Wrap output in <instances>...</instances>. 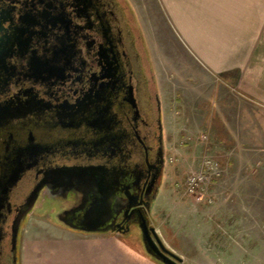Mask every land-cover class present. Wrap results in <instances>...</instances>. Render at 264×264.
<instances>
[{
    "label": "flooded vegetation",
    "instance_id": "flooded-vegetation-1",
    "mask_svg": "<svg viewBox=\"0 0 264 264\" xmlns=\"http://www.w3.org/2000/svg\"><path fill=\"white\" fill-rule=\"evenodd\" d=\"M139 26L130 0H0V264L44 205L72 230L153 227L168 149Z\"/></svg>",
    "mask_w": 264,
    "mask_h": 264
},
{
    "label": "rangeland",
    "instance_id": "rangeland-1",
    "mask_svg": "<svg viewBox=\"0 0 264 264\" xmlns=\"http://www.w3.org/2000/svg\"><path fill=\"white\" fill-rule=\"evenodd\" d=\"M155 3L148 1L147 6L153 8L158 39L168 38L169 46L164 42L160 48L172 51L167 55V62L172 57L171 63L161 56L162 63L158 59L155 65L136 12L147 66L155 70V116L166 121L168 164L164 186L150 216L152 226L184 264H264V82L257 86L251 81L257 82L254 65L264 80V0H189L185 7L194 15L196 27L189 33L200 58L195 55L190 61L176 52L179 41L185 39L174 30L172 35ZM203 23H209L210 33L197 29ZM203 54L217 63L232 55L231 66L250 63L243 72V86L251 96L233 87L235 78L242 74L216 76L198 62H203ZM155 55H161L160 50L156 49ZM158 70L166 101L160 93ZM177 120H182V125ZM205 158L214 159L223 173L208 188L203 202H197L186 194L185 178L199 170ZM45 206L30 216L23 229L20 264L43 261H37L40 248L54 235L49 233L52 228L48 224L52 214ZM111 235L116 264H159L150 258L138 226L126 236ZM126 246L146 259L131 256Z\"/></svg>",
    "mask_w": 264,
    "mask_h": 264
},
{
    "label": "crops",
    "instance_id": "crops-1",
    "mask_svg": "<svg viewBox=\"0 0 264 264\" xmlns=\"http://www.w3.org/2000/svg\"><path fill=\"white\" fill-rule=\"evenodd\" d=\"M148 1L151 2L153 0H130L132 5L136 9V12L138 13V16H139V19H140V22H141V25L144 31L143 33L147 37L146 44L151 54V58L153 57V59L155 60V65L157 66L158 62L156 61L158 59L160 63H162L163 59L165 60L166 63L168 62L171 63L172 57H170L169 58L170 60L167 62V55L171 56L172 51L169 52L168 50L166 51L160 48V46H162V43L164 44V42L166 45H168V40H167L168 38L167 39L163 38L164 41L162 38L158 39L157 33H159V31L156 29L157 26L153 22L154 18L152 17V12H151L153 8L149 6V9H148V6H147ZM176 1H177L176 3L177 5L174 6V2ZM154 2H156L155 3L156 5L158 4V8L160 7V9H158V12L161 14L163 13L164 14V15L162 14L163 17L165 16L164 19L168 21V27L170 28L172 35L173 34L175 35V33L173 32L174 30L178 33L179 36L185 39V42L181 43L179 41L181 46L179 45L177 47L176 52L177 53L179 52L180 54L183 55L182 57L184 59H187L190 61L191 58L195 57L196 52L199 53V50L197 51L196 47L194 46V43L189 33L190 31L193 32L192 29L196 28L194 25L195 23L194 17H192L194 15L193 14L189 15V13L187 12V8L185 7V5H187L188 7V5L190 4L189 0H182V2H180V0H154ZM197 29L199 31L202 30V32L206 31L207 34L211 32L209 23H205V24L203 23L202 25L199 24ZM160 30L162 29L160 28ZM183 39L182 41H184ZM207 39H209V37ZM209 44L211 43L209 42L206 43L207 46ZM184 45L188 48L189 51L184 47ZM156 49H158V51L160 50V54H161V55H158L157 57L155 55ZM163 50L165 52H163ZM161 56L163 57V59ZM231 57L232 55L230 56V58ZM230 58L226 57L225 60H228V61L224 60L223 62L217 63V62L211 61L207 54H203L201 58L203 62H200V61L198 62L202 64L206 69L211 71V73L215 74L216 76L224 77V75L226 76L227 74H231L230 72H236L239 75L242 74V76L240 75V77L235 78V85L233 87H235L238 91L246 93L249 96L250 94L244 89L245 87L243 86L244 85V77H243L244 73L243 72H245L246 67H249L250 63L247 62L245 63V65H242V66L241 65L231 66L229 64ZM191 62H193V59ZM193 65L195 64L193 63ZM254 67L257 68L256 70L258 72V75L255 76L257 77V82H255L253 78H251V81L254 84L258 83L257 86L258 85L260 86V83L262 84L264 80L260 78L259 76L258 65H254ZM158 79L161 85L162 78H161V71L159 70H158ZM227 81L231 82L230 79ZM160 88H161L160 93L162 94L163 101H166V98L162 91L164 87H162L161 85ZM177 100H180L179 97ZM177 103L179 104V102H176V107L179 106ZM165 115H166V110H165ZM171 117L172 115H170V118ZM165 122L166 121L164 119V123ZM178 123L182 125V120L178 121ZM177 128H179V125L177 126ZM48 224H50L49 226L52 228V231L49 233L54 234V235L49 236V238L47 239L48 244L44 242L45 245L43 246L40 245L42 247L40 248L39 253H41L42 257L41 256L38 257L37 261L41 258L43 260L41 264H116L115 263L114 238H113L114 235H111V233L84 232V231L72 230L67 227L56 225L51 221ZM40 234L42 233L40 232ZM127 247L128 246H126V248L124 247V249L127 251V253H130L131 256L135 255L139 257L140 259H146L140 256L135 251H133L131 248L129 247L127 248ZM36 264H39V263L36 262Z\"/></svg>",
    "mask_w": 264,
    "mask_h": 264
},
{
    "label": "built area",
    "instance_id": "built-area-1",
    "mask_svg": "<svg viewBox=\"0 0 264 264\" xmlns=\"http://www.w3.org/2000/svg\"><path fill=\"white\" fill-rule=\"evenodd\" d=\"M222 173L221 167L214 159L205 158L199 170L187 174L185 178L186 194L197 202H203L204 198L208 196V188Z\"/></svg>",
    "mask_w": 264,
    "mask_h": 264
},
{
    "label": "water",
    "instance_id": "water-1",
    "mask_svg": "<svg viewBox=\"0 0 264 264\" xmlns=\"http://www.w3.org/2000/svg\"><path fill=\"white\" fill-rule=\"evenodd\" d=\"M141 231L143 233L146 250L152 260L159 264H184V260L166 247L158 235L156 228H150L145 219L143 220Z\"/></svg>",
    "mask_w": 264,
    "mask_h": 264
},
{
    "label": "trees",
    "instance_id": "trees-1",
    "mask_svg": "<svg viewBox=\"0 0 264 264\" xmlns=\"http://www.w3.org/2000/svg\"><path fill=\"white\" fill-rule=\"evenodd\" d=\"M140 27H141V25H140ZM141 30H142V28H141ZM143 33V32H142ZM145 38V37H144ZM146 41V40H145ZM147 49H148V47H147ZM148 53H149V56H150V52H149V49H148ZM150 60H151V58H150ZM151 258V257H150ZM152 259V258H151Z\"/></svg>",
    "mask_w": 264,
    "mask_h": 264
}]
</instances>
